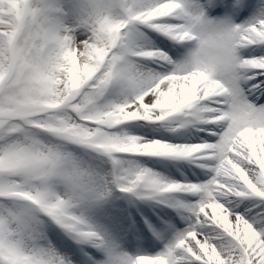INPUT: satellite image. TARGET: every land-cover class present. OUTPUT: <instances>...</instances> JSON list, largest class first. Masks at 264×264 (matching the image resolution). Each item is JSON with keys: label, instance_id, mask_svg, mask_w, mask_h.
Returning <instances> with one entry per match:
<instances>
[{"label": "snow or ice", "instance_id": "1", "mask_svg": "<svg viewBox=\"0 0 264 264\" xmlns=\"http://www.w3.org/2000/svg\"><path fill=\"white\" fill-rule=\"evenodd\" d=\"M0 264H264V0H0Z\"/></svg>", "mask_w": 264, "mask_h": 264}, {"label": "clouds", "instance_id": "2", "mask_svg": "<svg viewBox=\"0 0 264 264\" xmlns=\"http://www.w3.org/2000/svg\"><path fill=\"white\" fill-rule=\"evenodd\" d=\"M213 19L188 22L197 40L186 52L185 60L191 65L207 66L210 70L224 73L229 69L233 33L225 25L213 22Z\"/></svg>", "mask_w": 264, "mask_h": 264}]
</instances>
